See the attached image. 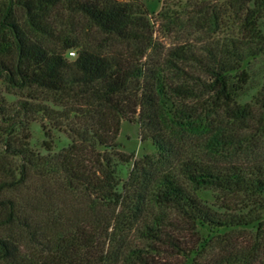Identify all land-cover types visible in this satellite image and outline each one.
<instances>
[{"label":"trees","instance_id":"16d2710c","mask_svg":"<svg viewBox=\"0 0 264 264\" xmlns=\"http://www.w3.org/2000/svg\"><path fill=\"white\" fill-rule=\"evenodd\" d=\"M180 14L163 2L156 15L174 37L163 48L138 0H0V84L20 98L0 96V264H264V84L257 108L236 103L242 64L264 50V0ZM33 117L68 147L33 154ZM121 120L157 156L118 191Z\"/></svg>","mask_w":264,"mask_h":264},{"label":"rangeland","instance_id":"374dc122","mask_svg":"<svg viewBox=\"0 0 264 264\" xmlns=\"http://www.w3.org/2000/svg\"><path fill=\"white\" fill-rule=\"evenodd\" d=\"M141 2L143 7L147 12V18L154 24L155 40L162 45L163 48H167L173 41V36H167L157 29V19L156 15L160 11L163 2L170 7L171 10L179 14L180 20L183 22L185 20L184 12H189L194 9V6H213L220 7L223 0L215 3L213 0H138ZM251 6V4H249ZM74 25L75 33L81 31V27L84 25L82 20L78 17H73L72 19L67 18L63 15L57 20V23L64 27L68 23ZM255 28L257 31L264 36V19H255ZM235 32V31H233ZM231 35H234L231 30L222 31L212 36V38L217 40H226ZM237 37V35H234ZM73 53V54H69ZM74 51L70 50L67 52L66 58L71 60L74 58ZM242 70L245 72L247 81L244 84L239 97L236 99V103L239 106H249L252 109L258 107L257 100L259 99L260 90L264 84V50L257 56L246 60L242 64ZM0 96L5 100L6 104H14L20 98L17 95H10L4 92L3 87L0 84ZM45 105L53 108L50 103H44ZM25 135L27 136V146L28 149L39 156H45L46 154H57L62 150L66 149L70 144L69 137L58 127H54L47 120L40 119L39 117H33L27 121ZM116 143L118 144V150L126 155L131 156L129 162L127 163H116L115 174L118 182L117 190L120 191L122 184L127 180L129 172L134 161L141 160L143 157H153L157 156L156 150L151 145L149 141H141L139 134V127L137 123H129L121 120L119 124V131L116 138ZM47 149L49 152H47ZM256 152H262L263 150L258 148L255 149ZM206 163L213 165L222 164L224 161L221 158H216L212 156L204 157ZM199 198L204 204L211 207L213 210H219V195L212 191H202L199 193ZM264 199V196H261ZM261 219L264 220V213L261 215ZM203 235L207 234V231L203 230L201 232Z\"/></svg>","mask_w":264,"mask_h":264},{"label":"built area","instance_id":"2783aa9c","mask_svg":"<svg viewBox=\"0 0 264 264\" xmlns=\"http://www.w3.org/2000/svg\"><path fill=\"white\" fill-rule=\"evenodd\" d=\"M70 55L72 54V53H69Z\"/></svg>","mask_w":264,"mask_h":264}]
</instances>
